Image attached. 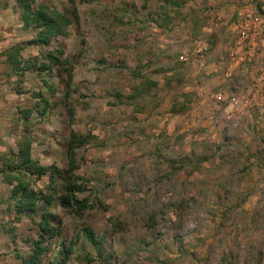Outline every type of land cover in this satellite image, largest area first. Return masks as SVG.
Masks as SVG:
<instances>
[{
	"label": "rangeland",
	"instance_id": "374dc122",
	"mask_svg": "<svg viewBox=\"0 0 264 264\" xmlns=\"http://www.w3.org/2000/svg\"><path fill=\"white\" fill-rule=\"evenodd\" d=\"M25 1L32 9L64 12L74 4L78 11L67 37L41 47L29 44L36 30L23 26V3L0 0L7 22L0 26V152L16 151L28 134L34 160L65 170L70 133L84 140L74 176L89 208L77 216L57 195L50 205L37 203L62 222L59 236L45 237L43 260L264 264V95L257 87L264 55L257 38L237 51L234 79L224 72L240 14L260 13L264 0H183L180 10L166 0ZM193 17L204 23L196 33ZM197 43L208 49L198 52ZM14 46L22 47V70L5 54ZM58 49L72 71L68 87L65 67L45 58ZM221 91L236 103L216 102ZM34 106L23 125L24 110ZM48 180L32 188L46 193ZM9 195L0 175V264H14L15 251L26 253L40 233L26 217L15 221Z\"/></svg>",
	"mask_w": 264,
	"mask_h": 264
},
{
	"label": "trees",
	"instance_id": "16d2710c",
	"mask_svg": "<svg viewBox=\"0 0 264 264\" xmlns=\"http://www.w3.org/2000/svg\"><path fill=\"white\" fill-rule=\"evenodd\" d=\"M161 1V0H159ZM165 1V0H163ZM170 8L180 10L182 8L183 0H166ZM23 3V12L21 19L23 26L33 27L36 30L35 37L30 40V45H38L41 47L48 46L54 37H67L69 35V27L78 19L77 8L73 4L70 11L61 12L55 8L38 5L32 9L30 3L25 0H20ZM32 2V1H31ZM73 3V0H71ZM147 0H144V3ZM21 3V4H22ZM193 33L199 32L204 23L197 17L192 18ZM211 43L214 42L211 40ZM21 46H14L8 49L5 54L11 60V67L13 70H22L17 61ZM62 51H50L45 55L53 65L64 66V71L67 72V84L69 86L72 80L71 68H68V61L62 58ZM46 67V66H45ZM48 104V100H44ZM37 106L24 110L22 117V124L29 125V118ZM38 114L43 115L44 110H37ZM71 121L73 114H70ZM78 136L70 133L66 156L68 159V166L65 170H59L54 167L42 166L37 160H34L31 155V146L33 143L32 136L26 134L20 137L16 142V151L0 152V175L3 182L10 187V195L7 202V209H15L17 216L16 222H20L22 217H26L31 223H34L39 229V238L29 241L28 251L26 253L15 251L14 264H55L53 262H46L43 260L44 255L48 252L49 247L44 244L45 237L50 239L57 237L61 233L62 222L60 219L52 215L48 211L39 212L37 203L41 202L50 205L52 197L59 200L60 204L69 208L74 214L81 215L83 211L89 208V205L78 198V193L83 192L84 188L77 182L74 176L76 164L74 161L75 149L81 146L84 140H78ZM81 138V137H79ZM83 139V138H81ZM44 176H48V186L46 193L36 191L33 185H36ZM59 193V194H58ZM52 222L56 226H52ZM10 232L14 228H11ZM81 235L92 245H96V240L93 231L88 227L81 229ZM13 242L15 236H12ZM62 253L66 254L62 251ZM70 252H67L66 259ZM100 254V253H99ZM89 262L93 261L88 258ZM66 264L65 260L61 263Z\"/></svg>",
	"mask_w": 264,
	"mask_h": 264
},
{
	"label": "built area",
	"instance_id": "2783aa9c",
	"mask_svg": "<svg viewBox=\"0 0 264 264\" xmlns=\"http://www.w3.org/2000/svg\"><path fill=\"white\" fill-rule=\"evenodd\" d=\"M250 5V3H249ZM255 8V6H254ZM260 13L255 11V14L242 16L240 14L239 18V26L235 34L231 37L230 47H229V57L226 59V63L224 64V72L225 77L228 80H232V76L234 77L235 74H233V71L236 66V55L237 51L239 49H243L251 45L254 38H257L258 40V46H260V54L264 55V4L260 7ZM257 12V13H256ZM259 13V14H258ZM222 21V18L220 15H217L215 18L216 26H218ZM202 44V42H200ZM200 43H197L198 45V52H203L205 49L207 50L205 46L202 48ZM248 44V45H247ZM203 45V44H202ZM246 45V46H245ZM258 90L259 92L264 95V72L261 73L260 77L258 78ZM224 92H219L215 96L216 102L223 103H230L234 104L236 103V99L234 96H229V101L222 97V94Z\"/></svg>",
	"mask_w": 264,
	"mask_h": 264
},
{
	"label": "crops",
	"instance_id": "0c3cea01",
	"mask_svg": "<svg viewBox=\"0 0 264 264\" xmlns=\"http://www.w3.org/2000/svg\"><path fill=\"white\" fill-rule=\"evenodd\" d=\"M12 21V20H11ZM4 22V23H3ZM1 24H2V26L3 25H7V22H5V21H3V19L0 17V26H1ZM10 25H12V24H10ZM0 35H1V32H0ZM0 38H1V36H0ZM0 45H1V43H0Z\"/></svg>",
	"mask_w": 264,
	"mask_h": 264
}]
</instances>
